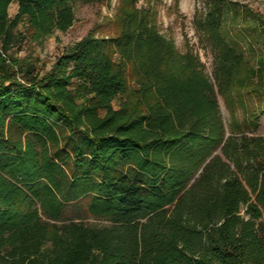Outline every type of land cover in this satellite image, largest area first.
Segmentation results:
<instances>
[{
    "label": "trees",
    "instance_id": "16d2710c",
    "mask_svg": "<svg viewBox=\"0 0 264 264\" xmlns=\"http://www.w3.org/2000/svg\"><path fill=\"white\" fill-rule=\"evenodd\" d=\"M102 1L0 0V264H264V135L229 130L218 100L245 63L220 31L225 2L205 20L214 79L140 0H120L117 36L88 34L44 75L9 57Z\"/></svg>",
    "mask_w": 264,
    "mask_h": 264
},
{
    "label": "rangeland",
    "instance_id": "374dc122",
    "mask_svg": "<svg viewBox=\"0 0 264 264\" xmlns=\"http://www.w3.org/2000/svg\"><path fill=\"white\" fill-rule=\"evenodd\" d=\"M211 2L213 0H140L137 7L149 11V21L173 43L178 53L193 55L205 74L214 79L217 48L213 40L209 39L208 28L205 26ZM222 2L225 4L222 7L220 31L227 41L243 52L245 63L229 94L218 95L221 113L229 130L234 125L246 127V124L254 120L258 125L252 133L264 135V0ZM119 6L120 0L75 3V23L72 28L56 31L42 43L28 41L20 51L9 54V57L13 61H27L32 64L35 72L44 75L59 55L88 34L93 33L98 37L117 36L119 30L116 16ZM16 8V3H13L9 10L11 16L15 15ZM114 57L120 60L121 53L116 51ZM129 70L132 72L131 67ZM139 78L136 74L129 76L131 95H137L141 87ZM128 100L127 96L117 97L112 106L119 110ZM248 126L252 127L250 124ZM81 214V206H75L73 212L69 213L75 216ZM83 219L92 226L108 225L107 221L99 218L84 216Z\"/></svg>",
    "mask_w": 264,
    "mask_h": 264
},
{
    "label": "crops",
    "instance_id": "0c3cea01",
    "mask_svg": "<svg viewBox=\"0 0 264 264\" xmlns=\"http://www.w3.org/2000/svg\"><path fill=\"white\" fill-rule=\"evenodd\" d=\"M16 7H17V8H16V10H15V14L18 12V8H19L17 3H16Z\"/></svg>",
    "mask_w": 264,
    "mask_h": 264
},
{
    "label": "built area",
    "instance_id": "2783aa9c",
    "mask_svg": "<svg viewBox=\"0 0 264 264\" xmlns=\"http://www.w3.org/2000/svg\"><path fill=\"white\" fill-rule=\"evenodd\" d=\"M9 63H10V61L9 60H7Z\"/></svg>",
    "mask_w": 264,
    "mask_h": 264
}]
</instances>
